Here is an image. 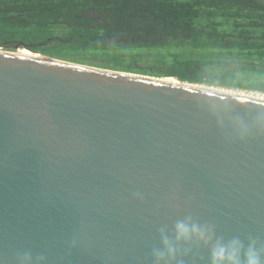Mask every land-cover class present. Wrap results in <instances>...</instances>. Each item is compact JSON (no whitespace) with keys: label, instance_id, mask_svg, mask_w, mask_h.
Listing matches in <instances>:
<instances>
[{"label":"water","instance_id":"water-1","mask_svg":"<svg viewBox=\"0 0 264 264\" xmlns=\"http://www.w3.org/2000/svg\"><path fill=\"white\" fill-rule=\"evenodd\" d=\"M260 112L264 95L0 48V264H153L188 216L264 242Z\"/></svg>","mask_w":264,"mask_h":264},{"label":"trees","instance_id":"trees-1","mask_svg":"<svg viewBox=\"0 0 264 264\" xmlns=\"http://www.w3.org/2000/svg\"><path fill=\"white\" fill-rule=\"evenodd\" d=\"M20 43L78 63L264 93V0H0V48Z\"/></svg>","mask_w":264,"mask_h":264},{"label":"clouds","instance_id":"clouds-1","mask_svg":"<svg viewBox=\"0 0 264 264\" xmlns=\"http://www.w3.org/2000/svg\"><path fill=\"white\" fill-rule=\"evenodd\" d=\"M237 72L242 70L236 69ZM255 126L264 129V112L257 114ZM236 131L243 138L249 134V126L242 121ZM160 246L152 251L153 264H182L178 256L185 251L183 245L197 242L208 249V264H264V242L258 237L217 236L213 226L199 222L191 216L175 221L170 232L161 229ZM30 252L17 254V264H33Z\"/></svg>","mask_w":264,"mask_h":264},{"label":"rangeland","instance_id":"rangeland-1","mask_svg":"<svg viewBox=\"0 0 264 264\" xmlns=\"http://www.w3.org/2000/svg\"><path fill=\"white\" fill-rule=\"evenodd\" d=\"M251 93L259 94V95H264V93H259V92H251Z\"/></svg>","mask_w":264,"mask_h":264},{"label":"bare ground","instance_id":"bare-ground-1","mask_svg":"<svg viewBox=\"0 0 264 264\" xmlns=\"http://www.w3.org/2000/svg\"><path fill=\"white\" fill-rule=\"evenodd\" d=\"M168 78H171V77H168Z\"/></svg>","mask_w":264,"mask_h":264}]
</instances>
